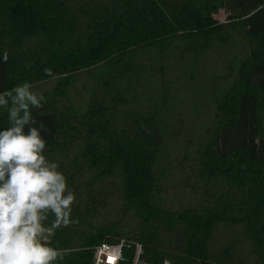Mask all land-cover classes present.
Wrapping results in <instances>:
<instances>
[{"label":"trees","instance_id":"trees-1","mask_svg":"<svg viewBox=\"0 0 264 264\" xmlns=\"http://www.w3.org/2000/svg\"><path fill=\"white\" fill-rule=\"evenodd\" d=\"M79 72L82 115L69 78L32 110L76 194L55 264L121 239L147 264H264V0H0V91Z\"/></svg>","mask_w":264,"mask_h":264},{"label":"clouds","instance_id":"clouds-1","mask_svg":"<svg viewBox=\"0 0 264 264\" xmlns=\"http://www.w3.org/2000/svg\"><path fill=\"white\" fill-rule=\"evenodd\" d=\"M8 56L5 49L4 62ZM45 73L52 75L50 69ZM44 103L45 96L27 81L0 91L8 122L0 130V264H55L66 253L50 246V238L77 222L71 218L76 194L59 164L44 154L41 131L48 129L43 122L33 126L32 110ZM50 215L54 219L48 223Z\"/></svg>","mask_w":264,"mask_h":264},{"label":"rangeland","instance_id":"rangeland-1","mask_svg":"<svg viewBox=\"0 0 264 264\" xmlns=\"http://www.w3.org/2000/svg\"><path fill=\"white\" fill-rule=\"evenodd\" d=\"M217 20L223 22L225 19V15L223 11H220L218 13V15H216L215 17ZM94 71V70H93ZM69 78V83L68 86H65L64 88V92L66 93V98L68 97L72 106L75 108V112L78 115H82L86 109V105L89 99V92L87 90H90V87L92 85V79L90 77V74L88 72H79L76 74H73L72 76L69 77H54L51 78L49 80H45V79H37V78H32V79H28L26 80L27 82L31 83L33 86V91H36L38 93L44 94L48 91H52L53 88H55V86H57L58 84H63L64 82H67L66 79ZM25 81V79H24ZM64 105V104H63ZM178 198H169V202L170 204H172L173 206L175 205V203L177 202ZM178 203V202H177ZM104 216V215H103ZM118 216L121 218V224L129 226V224H133L136 223V220L131 221L130 219H123L122 214H114V213H105L104 216V220L106 223L111 222L110 220L112 219H118ZM99 222H101V224H103L102 221L99 220ZM128 222V223H127ZM173 235H171V239H174L176 237H174V232H172ZM176 234V233H175ZM54 236V235H53ZM53 236L50 238V240H52ZM169 237V236H168ZM169 239V238H168ZM170 240V239H169ZM125 241L128 244H131L129 241H126L124 239H121L120 242ZM115 243L119 242V241H114ZM182 244V242H181ZM216 249L217 250V246H215L212 243V249ZM172 250H174V254L176 256H187V249L185 247L182 246L181 249L175 250L172 248ZM166 260L165 261H169L170 263H172V257H165ZM164 261V262H165Z\"/></svg>","mask_w":264,"mask_h":264},{"label":"built area","instance_id":"built-area-1","mask_svg":"<svg viewBox=\"0 0 264 264\" xmlns=\"http://www.w3.org/2000/svg\"><path fill=\"white\" fill-rule=\"evenodd\" d=\"M126 243H103L93 250L92 264H147L143 259V247L135 244L131 258L125 256ZM163 264H172L165 261Z\"/></svg>","mask_w":264,"mask_h":264}]
</instances>
